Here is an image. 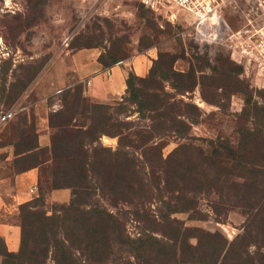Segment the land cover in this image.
<instances>
[{
    "label": "trees",
    "instance_id": "1",
    "mask_svg": "<svg viewBox=\"0 0 264 264\" xmlns=\"http://www.w3.org/2000/svg\"><path fill=\"white\" fill-rule=\"evenodd\" d=\"M193 58L186 71H177L172 58L160 53L145 76L128 73L125 100L134 104L140 117L150 121L148 126L131 129L128 122H114L110 112L113 106L88 102L81 89L58 92L60 96L67 92L69 97L49 115V124L56 129L49 147L38 144L32 123L18 126L14 168L24 171L38 167L39 190L40 183L47 181L51 190L69 188L71 192L69 201L55 204L51 214L43 209L40 193L18 206L19 248L7 250L0 237L2 264H95L103 258L117 264H151V254L175 264H216L225 258L237 237L227 247L213 241L207 260L199 256L200 242L189 241L197 235L182 228L172 214L198 213L196 195L212 190L219 198L233 190L230 195L240 204L245 201L250 209L259 202L264 205V157L256 153L264 146V102L248 99L242 107L235 145L219 136L194 142L188 131L198 122L200 109L176 94L184 95L199 85L204 101L221 106L222 96L244 90L236 76L240 73L238 65L222 59L218 66H211L205 53ZM120 60L112 58L106 66L117 65ZM98 61L103 64L100 57ZM205 87H213L210 94ZM225 87L224 93L217 91ZM124 108L118 104L114 112ZM76 116L81 123L74 122ZM172 132L188 140L164 157L163 142L153 138ZM102 135L117 136L116 147L104 146ZM103 197L110 199L114 208L106 207L100 200ZM145 198L157 202L154 209L135 206ZM117 201L135 208L119 210ZM128 212L137 223L133 236L126 233L122 221ZM249 217L252 222L255 215L250 212ZM116 250L125 251L131 258L116 255Z\"/></svg>",
    "mask_w": 264,
    "mask_h": 264
},
{
    "label": "rangeland",
    "instance_id": "2",
    "mask_svg": "<svg viewBox=\"0 0 264 264\" xmlns=\"http://www.w3.org/2000/svg\"><path fill=\"white\" fill-rule=\"evenodd\" d=\"M223 15L232 29L243 24L238 6L228 5ZM192 21L189 13L171 4H164L152 11L141 0H0V115L12 110L14 118H17L14 134L6 126H0V174L10 176L17 171L13 166L14 156L10 159L7 156L10 148L14 155L13 144L17 139L18 126L32 123L37 132L46 133L47 115L49 117L52 110L60 108L64 98L69 97L67 92L60 96L58 92L61 90L69 89L74 93L81 89L88 102L112 105V120L128 122L131 129L150 124L148 119L138 115L134 104L125 100L126 92L106 100L86 96V81L75 78L72 69L71 54L79 51L93 56L95 54L97 61L100 57L104 67H109L106 65L111 64L112 58L121 59L119 64H122L134 57L145 56V60L147 58L149 61L147 60L146 72L138 75L142 77L148 73L153 59L160 53L172 58L173 68L177 71H186L190 63L194 62L193 56L202 53L206 54L211 66H218L222 59L238 65L240 73L236 76L244 91L232 90L228 97L222 96L221 106L204 101L199 85L184 95L176 94L177 98L193 102L200 109L198 122L191 124L188 131L194 142L200 143L202 138L219 136L235 145L238 141V114L242 107L248 103V99L249 102H264V58L260 55L257 60L241 64L237 56L231 54V49L223 44L198 43L193 37ZM205 71L208 72V69ZM129 72L133 71L130 69ZM166 88L170 90L167 86ZM211 88L213 89L206 88L208 94L211 93ZM226 88H218L217 91L224 93ZM118 104L125 105L126 108L121 112H114ZM74 122L81 123L80 117L76 116ZM250 124L249 122L248 125ZM55 131L54 128L48 133L49 145ZM159 140L163 142L162 155L166 157L188 139L177 137L172 132L153 138V141ZM100 141L104 146L114 149L118 138L102 135ZM136 152L140 153V150L137 149ZM256 153L264 157V146ZM34 168H37L39 174L38 167ZM40 185L41 190L37 177L36 189L31 193L30 199L40 193L44 199L43 209L47 214H51L55 204L69 201V188H62L67 189L68 197L52 198L49 183L43 181ZM231 192L223 198H219V193L214 190L199 193L196 195L198 213L176 212L172 217L178 220L182 228L197 235L190 237L189 241L193 244L200 242L199 256L208 260L211 251L209 246L213 241L218 240L227 247L237 237L225 258H220L216 264H262L264 205L259 202L250 209L245 201L240 204L230 195ZM100 200L109 209L114 208L109 203L110 199L103 197ZM117 202L119 210H131L135 206L154 209L157 204L153 198L142 199L139 204L131 207ZM250 212L255 215L252 222H249ZM5 221L19 226V208L6 216ZM122 221L126 233L136 235L137 223L132 220L130 212ZM240 234L241 237H238ZM115 254L130 257L125 251L116 250ZM113 257L114 254L111 255ZM149 257L151 264H175L172 260L159 259L154 254ZM2 260L0 255V264ZM95 264L117 263L103 258Z\"/></svg>",
    "mask_w": 264,
    "mask_h": 264
},
{
    "label": "crops",
    "instance_id": "3",
    "mask_svg": "<svg viewBox=\"0 0 264 264\" xmlns=\"http://www.w3.org/2000/svg\"><path fill=\"white\" fill-rule=\"evenodd\" d=\"M72 69L75 78L86 81V96L106 100L119 96L125 92V79L128 70L131 69L137 75H143L148 68L145 56L134 57L122 64L104 67L97 61V57L84 51L71 54ZM57 110V109H55ZM52 110V111H55ZM16 119L14 115L0 126H6L12 134L16 132ZM36 130V129H35ZM46 133L37 132V140L40 146L49 145L48 133L54 130L46 117ZM11 146V145H9ZM13 150L9 149L8 159L13 157ZM14 158V157H13ZM38 177L37 168L24 171H16L10 176L0 174V237L4 240L7 250L17 251L20 241V227L9 221L6 216L15 211L18 206L31 198V193L36 189ZM52 198L68 197L67 189H54L50 192Z\"/></svg>",
    "mask_w": 264,
    "mask_h": 264
},
{
    "label": "built area",
    "instance_id": "4",
    "mask_svg": "<svg viewBox=\"0 0 264 264\" xmlns=\"http://www.w3.org/2000/svg\"><path fill=\"white\" fill-rule=\"evenodd\" d=\"M143 5L158 10L164 4L184 10L192 18L193 37L198 43L223 44L238 62L250 63L264 58V0H141ZM233 5L239 8L243 24L232 29L223 15ZM261 53V54H260ZM263 53V54H262ZM14 115L8 110L0 115V124Z\"/></svg>",
    "mask_w": 264,
    "mask_h": 264
}]
</instances>
